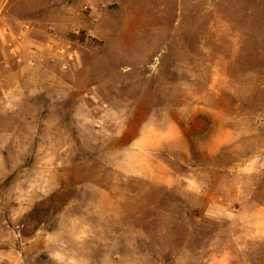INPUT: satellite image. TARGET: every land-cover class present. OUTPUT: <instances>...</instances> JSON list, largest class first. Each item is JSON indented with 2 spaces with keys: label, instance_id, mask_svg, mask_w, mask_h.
Masks as SVG:
<instances>
[{
  "label": "rangeland",
  "instance_id": "rangeland-1",
  "mask_svg": "<svg viewBox=\"0 0 264 264\" xmlns=\"http://www.w3.org/2000/svg\"><path fill=\"white\" fill-rule=\"evenodd\" d=\"M0 264H264V0H0Z\"/></svg>",
  "mask_w": 264,
  "mask_h": 264
},
{
  "label": "trees",
  "instance_id": "trees-1",
  "mask_svg": "<svg viewBox=\"0 0 264 264\" xmlns=\"http://www.w3.org/2000/svg\"><path fill=\"white\" fill-rule=\"evenodd\" d=\"M71 38L72 39H80V40H83L84 39V33L83 32H81L80 34H75V33H71Z\"/></svg>",
  "mask_w": 264,
  "mask_h": 264
}]
</instances>
